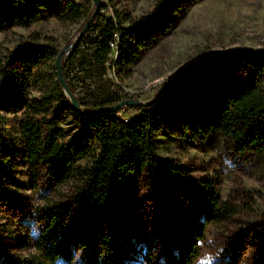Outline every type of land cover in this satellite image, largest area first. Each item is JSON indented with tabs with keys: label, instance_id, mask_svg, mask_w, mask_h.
<instances>
[{
	"label": "trees",
	"instance_id": "obj_1",
	"mask_svg": "<svg viewBox=\"0 0 264 264\" xmlns=\"http://www.w3.org/2000/svg\"><path fill=\"white\" fill-rule=\"evenodd\" d=\"M198 1L156 0L148 14L138 20L124 18L115 8L112 16H105L106 7L100 4L84 34L61 61L66 86L81 109L105 108L118 102L102 96L83 101L65 74L70 65L94 69L101 78L108 62L120 76L127 75L174 31ZM43 3L8 0L0 6V32L12 25L32 23ZM62 9L68 19H80L82 25L94 10L83 18L85 12L71 0H64ZM124 19L129 20L124 23ZM30 49L49 62L59 52L51 39L46 44H32ZM197 62L178 71L165 89ZM22 75H6L0 85V171L2 164L10 166L5 149L16 145L30 171L41 167L55 186L72 184L75 210L68 219L56 202H47L44 220L32 236L34 253L17 264H75L78 252L84 253L85 264H128L136 255L131 239L141 224L135 185L141 174L154 166L152 136L162 126L190 138L218 132L244 157H264V54H239L207 63L128 122L118 113L131 106L115 112L74 111L55 72L51 86L36 98L24 99L23 93L16 94L22 91ZM64 107L77 125L74 137L66 138L61 126ZM160 168L174 170L171 166ZM182 181L193 217L178 221L180 259L181 264H192L199 255L197 241L204 237L205 226L225 222L237 210L217 196L212 179L189 177ZM4 185L0 172V190ZM11 240L18 247L28 245L19 238Z\"/></svg>",
	"mask_w": 264,
	"mask_h": 264
},
{
	"label": "rangeland",
	"instance_id": "obj_2",
	"mask_svg": "<svg viewBox=\"0 0 264 264\" xmlns=\"http://www.w3.org/2000/svg\"><path fill=\"white\" fill-rule=\"evenodd\" d=\"M71 1L85 12L83 18L94 8L91 0ZM155 1L100 0V4L106 7L105 16H112L115 8L124 18L138 20ZM43 2L32 23L12 25L0 32V85L6 75L22 73V91L16 94L23 93L24 99L38 97L54 80L55 57L50 62L43 60L41 53L31 51L32 44H46L51 39L60 51L76 42L82 25V20L71 21L65 16L64 0ZM18 49H22L19 54ZM241 49L264 51V0H199L127 75L120 76L108 62L101 78L94 69L74 64L65 74L83 101L102 96L111 102L129 98L147 103L165 90L178 71L204 57ZM69 53L70 48L66 49ZM147 107L131 106L118 115L132 121ZM62 114L65 137L76 136L77 125L66 107ZM152 143L154 166L141 174L135 185L141 224L131 239L136 255L128 264H181L178 221L193 217L182 181L189 177L212 179L217 196L237 210L229 220L205 226L204 237L197 241L199 255L192 264H264V157H244L218 132L190 138L162 126L153 134ZM17 150L16 145L5 149L10 166L2 164L0 171L5 184L0 190V264H17L34 253L32 236L44 220L47 202H56L68 219L75 210L72 184L55 186L41 167L30 171ZM160 166L174 170L168 172ZM13 237L28 245H12ZM83 256L78 252L75 264H85Z\"/></svg>",
	"mask_w": 264,
	"mask_h": 264
},
{
	"label": "water",
	"instance_id": "obj_3",
	"mask_svg": "<svg viewBox=\"0 0 264 264\" xmlns=\"http://www.w3.org/2000/svg\"><path fill=\"white\" fill-rule=\"evenodd\" d=\"M8 0H0V6H2L4 3H6ZM92 4L94 5V10L89 16V18L83 23L78 36L76 38V42L80 36H82L87 29L88 25L92 22L95 14L98 12L99 7H100V0H91ZM76 42L72 43L71 45L67 46L65 49L60 50L53 62V67H54V72L56 75V80L59 83V85L62 87L64 94L68 97L70 104L74 111L77 113H84V114H92V113H102V112H115L118 111L120 108L124 106H150L154 104L160 97H162L166 92L169 90L173 89L178 83L183 81L185 78L188 76L192 75L194 72H196L200 67L203 65L216 61V60H223L231 56L239 55V54H250V55H263L264 51H251V50H232L228 51L225 53L217 54V55H210L207 57H204L200 59L196 64H194L192 67H190L184 74L181 76L177 77L175 80L172 81V83L169 85L167 89H165L160 95L156 96L153 100L145 103V102H140L138 100H133L126 98L124 100L119 101L113 106L110 107H105V108H94L91 110H85L83 111L75 98V96L69 91V89L66 86L65 80L63 78V73H62V66H61V61L62 59L66 58L68 54H66V49L70 48V50L75 46Z\"/></svg>",
	"mask_w": 264,
	"mask_h": 264
},
{
	"label": "built area",
	"instance_id": "obj_4",
	"mask_svg": "<svg viewBox=\"0 0 264 264\" xmlns=\"http://www.w3.org/2000/svg\"><path fill=\"white\" fill-rule=\"evenodd\" d=\"M113 44H111V46H112ZM113 47H115V45H113ZM111 59H112V57H111Z\"/></svg>",
	"mask_w": 264,
	"mask_h": 264
}]
</instances>
